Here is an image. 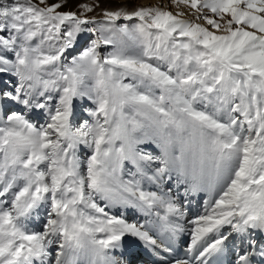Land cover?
<instances>
[{
	"label": "snow or ice",
	"instance_id": "1",
	"mask_svg": "<svg viewBox=\"0 0 264 264\" xmlns=\"http://www.w3.org/2000/svg\"><path fill=\"white\" fill-rule=\"evenodd\" d=\"M67 4L0 0V77L15 78L0 81V264H121L126 236L159 264L226 251L264 264V0H169L193 19L166 5L97 19V0ZM76 98L95 105L91 123L74 126ZM38 110L39 127L25 115ZM201 193L185 258L169 259ZM41 210L43 231L29 232Z\"/></svg>",
	"mask_w": 264,
	"mask_h": 264
},
{
	"label": "bare ground",
	"instance_id": "2",
	"mask_svg": "<svg viewBox=\"0 0 264 264\" xmlns=\"http://www.w3.org/2000/svg\"><path fill=\"white\" fill-rule=\"evenodd\" d=\"M0 81H3V82L11 81V83H8L5 85L8 87H11V84L15 83V78L10 77V76H3V77H0ZM76 100L77 98L74 99L73 101L74 116L72 118L73 119L72 122L74 126H79L85 120L83 119L81 122L79 123L77 122L80 117L79 114L82 112H78V110L74 109L75 106L77 108L78 102H76ZM78 107H79V103H78ZM85 108H88V106L87 107L84 106V109ZM25 115L29 119V121L40 123L38 124L39 126L45 124L47 121V110H43V111L38 110V114L37 113H25ZM82 117L84 118V116ZM90 118L92 119V117ZM88 122L91 123L90 121ZM90 151H91L90 149L85 147L83 151H81L79 148L77 152V155L80 157L82 161V168L85 163V158L88 155H90ZM150 190H154V189H150ZM208 199L209 197L206 193L197 194L191 199V204L185 209L186 215L180 221V223L183 225L185 230L177 237V239L173 243V249L178 245H182L184 248L188 250V248L191 245L190 232L192 228L194 227V225H192L190 221L195 219L198 214H203L204 209H205V203ZM120 211L123 212L124 218L128 219L130 222L132 221H138L140 223L145 222V217L139 212H136L134 210H129V211L120 210ZM110 214H119V213L117 209H112L110 211ZM45 221H46L45 211L41 210L38 217L30 219L27 222V227H28L29 232L43 231V226H44ZM225 231H227V226H225ZM122 244H123L122 248L117 250V253H116L117 257L121 260V264H125L124 256L126 255H129L131 258H133L132 260L133 263H130V264H159L160 255H158L155 251L151 252V250H144V247H147V246L144 245V243L140 241L138 238L126 236L123 238ZM147 252L151 254V258L141 260L142 257L144 258V253H147ZM172 257H173V253L171 254V256H169V259H171Z\"/></svg>",
	"mask_w": 264,
	"mask_h": 264
},
{
	"label": "rangeland",
	"instance_id": "3",
	"mask_svg": "<svg viewBox=\"0 0 264 264\" xmlns=\"http://www.w3.org/2000/svg\"><path fill=\"white\" fill-rule=\"evenodd\" d=\"M49 2H54V0H49ZM83 2H91V0H68V4L67 6L63 9L64 11H75L77 10V5L79 3H83ZM97 2L100 4V9H97L95 12L90 13V16H96L97 19H100V17L98 16V13L100 12L101 9H110V10H114L119 6H124L127 7L129 10H131L133 7H137V6H156V5H166L167 6V10L172 11L173 13L176 12H183L185 15L183 18L185 19H193V17L191 16V9L186 8L183 4H181L179 7H175L169 4V0H97ZM138 21H125V20H120L117 21L118 24H129L131 26V24L133 23H137ZM201 22L202 21H198ZM90 29H98L99 25H88L87 26ZM91 37L94 39L97 35H99L98 31H94L92 33H90ZM82 50L80 45H77V47L73 50H71L70 52H68L66 54V62H70L72 56L78 55L79 52ZM111 46H102L100 51L102 54H107V52L111 51ZM76 102L79 103V107H78V103H77V108L76 106L74 107V109L78 110V112H82V113H78L80 115L79 119H78V123L81 122L83 119L92 122V119L89 117V115L87 113H85L84 111V106L88 108H95V105L91 102V101H82L80 99L77 98ZM84 116V118L82 116ZM91 120H90V119ZM73 121V119H72ZM31 122V121H30ZM34 125H36L37 127H39L38 124L40 123H36V122H31ZM85 149V146L81 145L80 146V150L83 151Z\"/></svg>",
	"mask_w": 264,
	"mask_h": 264
}]
</instances>
